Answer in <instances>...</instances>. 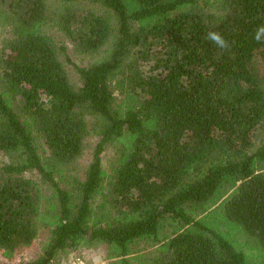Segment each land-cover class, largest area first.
<instances>
[{"label": "trees", "instance_id": "1", "mask_svg": "<svg viewBox=\"0 0 264 264\" xmlns=\"http://www.w3.org/2000/svg\"><path fill=\"white\" fill-rule=\"evenodd\" d=\"M53 1L0 0V264H264V0Z\"/></svg>", "mask_w": 264, "mask_h": 264}, {"label": "rangeland", "instance_id": "2", "mask_svg": "<svg viewBox=\"0 0 264 264\" xmlns=\"http://www.w3.org/2000/svg\"><path fill=\"white\" fill-rule=\"evenodd\" d=\"M48 2V6L49 8L53 9L56 6V2L53 0H47ZM9 34L8 31L6 29H0V50H1V44H2V40L5 38H8ZM67 49V55L69 56V59L77 65L83 66L88 57L86 56H78V55H74L71 52V47L70 46H66ZM0 59H1V53H0ZM68 79L69 81L73 84V82L76 80V76L73 74L72 70L68 67ZM96 141V136L91 135L87 140H86V148L85 151L82 155V157L80 159L77 160L76 162V174L79 177L81 172L83 171L84 167L86 166L87 162L90 159V148L94 145ZM102 158L104 161L108 162L109 159L111 158V150L110 149H106L103 154H102ZM1 162V159H0ZM26 177L29 178H34V176L32 174H26ZM40 188L43 192L44 195L48 196L49 192L42 186L40 185ZM48 233L46 229H43L41 231L38 232L37 238L35 239L32 247L26 251L25 253H23V255L18 259L19 262H25L29 259H33L39 252V248L41 247L43 241L46 239ZM149 249L144 248L143 245H139L136 250L135 253L133 254V256H137V255H141V254H145L146 252H148ZM73 254V255H71ZM74 256H78L80 257L85 264H107V263H112V260H106L105 258V249L103 246H95V247H90L88 249H78L75 251H72V253H70V255H66L63 257L60 256L59 260H58V264H68V262L74 257ZM1 262V259H0ZM6 264H10V263H6Z\"/></svg>", "mask_w": 264, "mask_h": 264}, {"label": "clouds", "instance_id": "3", "mask_svg": "<svg viewBox=\"0 0 264 264\" xmlns=\"http://www.w3.org/2000/svg\"><path fill=\"white\" fill-rule=\"evenodd\" d=\"M252 38L257 43L264 44V24L259 25L255 29ZM206 39L222 51L228 50L231 46L225 36L220 31L215 30V26L207 32Z\"/></svg>", "mask_w": 264, "mask_h": 264}, {"label": "built area", "instance_id": "4", "mask_svg": "<svg viewBox=\"0 0 264 264\" xmlns=\"http://www.w3.org/2000/svg\"><path fill=\"white\" fill-rule=\"evenodd\" d=\"M68 264H85V262L78 256H74Z\"/></svg>", "mask_w": 264, "mask_h": 264}]
</instances>
